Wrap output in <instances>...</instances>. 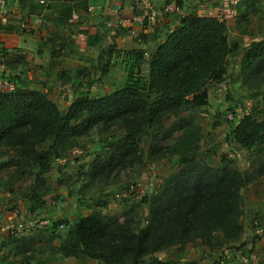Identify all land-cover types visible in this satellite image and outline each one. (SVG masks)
Returning <instances> with one entry per match:
<instances>
[{
	"label": "trees",
	"instance_id": "1",
	"mask_svg": "<svg viewBox=\"0 0 264 264\" xmlns=\"http://www.w3.org/2000/svg\"><path fill=\"white\" fill-rule=\"evenodd\" d=\"M174 3L181 7L183 0ZM240 47L230 40L223 19L193 13L167 34L147 61L143 50L133 54L132 65L144 60L148 75L141 68L137 73L131 71L127 81L112 92L101 96L73 93L63 110L42 90L20 86L0 90V147H16L21 152L17 160L3 165L37 163L39 178L50 170L53 154H65L94 127L106 131L116 126L123 131L109 143L110 168L143 163L140 140L171 120L161 135L168 142L150 147L147 157L151 161L177 157L178 170L152 196L143 197L145 224L136 225L137 217L130 212L121 219L94 211L59 236L54 252L86 255L104 264H141L156 252L198 240L212 248L242 239L241 191L247 185L246 177L227 165L224 157L220 165L200 157L203 127L195 114L209 103L207 84L223 82L225 60ZM111 51L112 47L103 50L101 59ZM239 56L242 85L252 92L262 91L264 98V37L254 39ZM109 64H103V74ZM232 137L244 148L264 145V118L258 121L244 115ZM46 142L49 147H39ZM256 172L264 176V159Z\"/></svg>",
	"mask_w": 264,
	"mask_h": 264
},
{
	"label": "rangeland",
	"instance_id": "2",
	"mask_svg": "<svg viewBox=\"0 0 264 264\" xmlns=\"http://www.w3.org/2000/svg\"><path fill=\"white\" fill-rule=\"evenodd\" d=\"M257 11L259 12L253 14L256 20L255 32L252 30L248 44H241L229 37L242 49L227 56V72L223 82H209L206 86L209 103L195 110L197 120L203 127L200 157L214 165H220L224 157L227 165L240 169L246 177L247 185L242 189L241 195L243 217L247 226L260 225L258 214L261 209L257 200L252 199L253 190L250 189H260L264 193V176L256 172L259 163L264 159V145L244 148L235 142L232 135L244 115H252L258 121L264 118L262 91L252 92L244 87L239 75V54H242L254 39L264 37V3ZM240 27L243 28V25ZM161 42L158 41L156 45L148 48L149 55L156 51ZM149 55L144 54L146 61ZM133 62L134 60H128L126 63L124 78L118 77L114 82L116 88L127 81L131 71L137 73L141 68V71L148 75L149 67L144 60L137 65H132ZM103 75L98 72L88 82L90 85L97 82L98 88L92 89L86 85L89 89L80 93L101 96L114 91L116 88L111 85V79L108 77L104 80ZM102 86L103 90L100 89ZM12 89L11 86L6 90ZM52 98L60 109H67L69 100L62 97L61 92L53 94ZM170 122L171 120L167 119L164 126L149 130L140 140L145 154L143 163L126 167L110 168L107 164L109 143L119 138L123 132L116 126L106 131L94 127L88 135L79 138L78 143L70 147L65 154H53L50 170L40 178L37 177V163L21 161L18 167L14 163L4 166L3 164L17 160L21 152L16 147H0V162L3 166L0 169V264H104L86 255L63 256L54 252L53 248L58 246L59 236L67 234L70 225L94 211L116 215L121 219L126 212H130L137 217L136 225L145 224L147 204L142 201L143 197L152 196L161 182L178 170L177 157L158 161H151L147 157L150 147L168 142L162 141L161 135L164 127ZM49 146L50 142H46L39 147ZM103 202L104 205H100ZM46 219L47 223L40 222ZM253 234L249 230V238L243 234L242 241L223 244L221 247L211 248L199 240L171 247L163 250L167 256L146 257L141 264H168L169 261H164L166 258H173L179 263H183L182 260L187 262L189 258L201 261L208 259L209 264L213 252L217 249L221 250V254L215 256L214 264H227L229 260L233 261L231 264H264V243H260L261 237L257 239L259 235ZM254 238L257 241H254ZM246 242L250 243V247L241 250ZM255 242L258 244L253 245ZM189 262L192 263V259Z\"/></svg>",
	"mask_w": 264,
	"mask_h": 264
},
{
	"label": "crops",
	"instance_id": "3",
	"mask_svg": "<svg viewBox=\"0 0 264 264\" xmlns=\"http://www.w3.org/2000/svg\"><path fill=\"white\" fill-rule=\"evenodd\" d=\"M150 1L151 8H144L143 0H45L43 3L40 0H0V90L20 86L45 91L51 98L61 92L62 97L69 100L73 93L88 90L86 85L98 88L97 82L93 85L88 82L98 72L102 73V66L108 61L109 69L103 76L104 80L111 79L115 89L114 82L118 77L124 78L126 63L135 59L134 53L143 50L149 55L150 46L164 41L170 31L193 13L223 19L229 37L248 44L252 30L255 32L253 14L258 13L264 3V0H183L179 12L160 13L167 0ZM152 9L158 12L154 18L150 17ZM145 13L149 14L145 20L136 19ZM109 47L112 51L104 52L101 59L102 51ZM100 89L103 90V86ZM250 190H253L252 199L257 200L261 209L260 225L247 226L243 217L244 236L249 238L250 230L264 243V193L256 188ZM246 247H250V243L246 242L240 249ZM220 254V249L214 251L209 264H214L213 259ZM153 256L160 258L167 253L160 251ZM190 259L193 264L198 260V264H208V259L189 258L179 263L166 258L164 261L192 264Z\"/></svg>",
	"mask_w": 264,
	"mask_h": 264
},
{
	"label": "built area",
	"instance_id": "4",
	"mask_svg": "<svg viewBox=\"0 0 264 264\" xmlns=\"http://www.w3.org/2000/svg\"><path fill=\"white\" fill-rule=\"evenodd\" d=\"M40 2L43 3V2H45V0H40ZM143 2H144V8H151L152 7V2L150 0H143ZM180 9L181 8L178 5H176L174 2H170V3L164 4L162 6L160 13H165V12H170V13L179 12ZM146 15L149 16V14H146L145 13V14L141 15L140 17L137 16L136 19L137 20H145ZM150 15H151L150 17H152V18H154L155 16H157L158 15L157 10L152 9V12H151ZM40 222L45 224V223L48 222V220L46 219V220L40 221ZM61 226H63V224H61Z\"/></svg>",
	"mask_w": 264,
	"mask_h": 264
}]
</instances>
